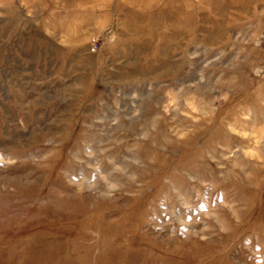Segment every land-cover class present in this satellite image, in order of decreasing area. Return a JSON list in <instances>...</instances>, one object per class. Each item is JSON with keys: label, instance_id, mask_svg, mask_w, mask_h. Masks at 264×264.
<instances>
[{"label": "rangeland", "instance_id": "rangeland-1", "mask_svg": "<svg viewBox=\"0 0 264 264\" xmlns=\"http://www.w3.org/2000/svg\"><path fill=\"white\" fill-rule=\"evenodd\" d=\"M0 264H264V0H0Z\"/></svg>", "mask_w": 264, "mask_h": 264}, {"label": "built area", "instance_id": "built-area-1", "mask_svg": "<svg viewBox=\"0 0 264 264\" xmlns=\"http://www.w3.org/2000/svg\"><path fill=\"white\" fill-rule=\"evenodd\" d=\"M90 47H91V51L92 52H95L97 50V44H96V42L95 41L92 42L91 45H90Z\"/></svg>", "mask_w": 264, "mask_h": 264}]
</instances>
